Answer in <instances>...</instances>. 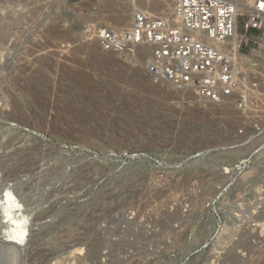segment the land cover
I'll use <instances>...</instances> for the list:
<instances>
[{"label": "rangeland", "instance_id": "1", "mask_svg": "<svg viewBox=\"0 0 264 264\" xmlns=\"http://www.w3.org/2000/svg\"><path fill=\"white\" fill-rule=\"evenodd\" d=\"M144 6L0 0V264H264L251 116L176 105L140 62L81 39Z\"/></svg>", "mask_w": 264, "mask_h": 264}, {"label": "built area", "instance_id": "2", "mask_svg": "<svg viewBox=\"0 0 264 264\" xmlns=\"http://www.w3.org/2000/svg\"><path fill=\"white\" fill-rule=\"evenodd\" d=\"M157 1L135 8L126 28L89 23L81 39L95 41L125 64L137 63L148 51L145 73L153 86L176 94L174 104L231 103L241 115L251 116V131L263 133L264 75L253 71L261 56L243 49L257 43L263 31L264 0H247L245 15L234 0H169L165 11L155 8Z\"/></svg>", "mask_w": 264, "mask_h": 264}, {"label": "bare ground", "instance_id": "3", "mask_svg": "<svg viewBox=\"0 0 264 264\" xmlns=\"http://www.w3.org/2000/svg\"><path fill=\"white\" fill-rule=\"evenodd\" d=\"M236 3H237V9H238V12L241 14V15H245L247 13V0H234ZM140 3H143L144 5L146 3H148V0H139ZM137 6V5H136ZM155 8L160 10V11H165L167 9L170 8L169 6V0H159L157 1V3L154 4ZM2 8V7H1ZM138 8V7H136ZM142 8V7H141ZM132 8L128 9V8H125L124 10L121 11L120 14L118 15H112L111 18L114 20L115 24L116 25H112L109 21H105V25L107 26H111V27H117L119 26L120 28H126L129 26L130 24V21L132 19V11H130ZM2 13V12H1ZM102 20H104V18H102ZM104 22V21H103ZM0 23H1V17H0ZM103 24V23H102ZM2 26V25H0ZM2 29V27H0ZM0 29V30H1ZM1 32V31H0ZM2 33V32H1ZM236 37L237 38H241L242 35L240 34V32L237 31V34H236ZM257 37V40L259 42V48L256 49V48H253L251 49L250 53L251 54H254L256 56H262V50H264V31L262 32V36L259 37V36H256ZM95 45H97L100 49L101 47L94 41ZM102 52H106V51H103L101 49ZM106 53H109V52H106ZM264 54V53H263ZM148 57V51L147 53L143 54L140 56L139 60L137 62H140L142 67H143V70L145 71L144 69V64L145 62H143V58H146ZM254 61V60H253ZM257 63V61H255V64ZM250 66V65H249ZM6 199L10 200L11 199V195L9 193H6ZM12 223L15 224L17 227L15 229V239H18V240H21L24 236V230L21 226H19V222L17 221V219H11ZM167 226V225H166ZM80 252V251H79Z\"/></svg>", "mask_w": 264, "mask_h": 264}]
</instances>
